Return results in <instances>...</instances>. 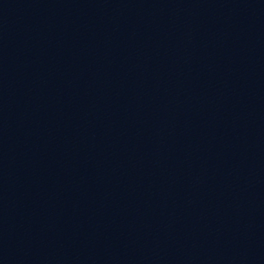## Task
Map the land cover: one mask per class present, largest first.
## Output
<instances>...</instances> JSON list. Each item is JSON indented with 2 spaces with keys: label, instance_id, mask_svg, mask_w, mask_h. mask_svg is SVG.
<instances>
[{
  "label": "water",
  "instance_id": "water-1",
  "mask_svg": "<svg viewBox=\"0 0 264 264\" xmlns=\"http://www.w3.org/2000/svg\"><path fill=\"white\" fill-rule=\"evenodd\" d=\"M0 264H264V0H0Z\"/></svg>",
  "mask_w": 264,
  "mask_h": 264
}]
</instances>
